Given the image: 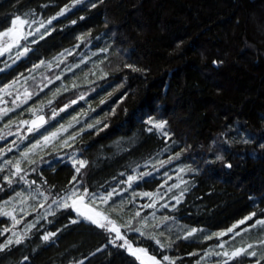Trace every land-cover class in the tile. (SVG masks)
Listing matches in <instances>:
<instances>
[{
	"label": "trees",
	"instance_id": "trees-1",
	"mask_svg": "<svg viewBox=\"0 0 264 264\" xmlns=\"http://www.w3.org/2000/svg\"><path fill=\"white\" fill-rule=\"evenodd\" d=\"M17 16L24 38L0 57V99L24 97L0 112V244L22 242L0 264H140L124 240L160 264H224L252 244L228 264H264L249 227L264 219V0H0V32ZM85 192L124 240L60 204Z\"/></svg>",
	"mask_w": 264,
	"mask_h": 264
},
{
	"label": "snow or ice",
	"instance_id": "snow-or-ice-1",
	"mask_svg": "<svg viewBox=\"0 0 264 264\" xmlns=\"http://www.w3.org/2000/svg\"><path fill=\"white\" fill-rule=\"evenodd\" d=\"M74 2H79V0H74ZM94 6V5H93ZM65 10H62L60 13H58V15H63ZM56 17H53L52 19H55ZM17 23L19 24H26L28 23V21L26 20H22L20 17H16L15 19H13L11 21V24L13 25V27H10L7 29V31H3L0 32V36H9L12 34V32L14 31V26L17 25ZM48 23H51V20L48 21ZM81 39H83V37H81ZM25 51H27V49H25ZM214 63H216L214 61ZM128 67H132L131 65H128ZM133 70H137L135 68H133ZM41 119H43L41 117ZM27 123V122H25ZM146 123L148 125H150V128L148 129V131H152V129H157V130H163L165 128L166 122L161 121V122H157L153 119H148L146 121ZM31 130V129H30ZM164 135H167V133H163ZM55 135V134H53ZM45 139L47 140L48 137H45ZM33 147H35V145H33ZM25 156L27 155L26 153L24 154ZM217 159H221L220 157H217ZM6 164H11L12 161H6ZM164 162L162 161L161 164H163ZM87 166V161L82 160V159H77L75 156H73V167L76 169V173L79 174L81 169L85 168ZM227 167H231L230 164L226 165ZM15 169H16V173L18 174L20 173L22 170L20 168V164L19 161L16 162V164L14 165ZM4 171L3 168H0V172ZM181 171H183V169H181ZM121 175H123V173H121ZM145 175H150V173H142L140 178H142ZM4 179L11 184L12 180L9 179L8 177H4ZM20 179H23V176L20 177ZM75 179V177L73 178ZM137 177L135 176H129L128 177V182H132L134 180H136ZM34 183V181H33ZM173 187H176V185H173ZM186 191V189L184 190ZM113 192H115V189H113ZM113 192H109L107 194V196H101L99 197L101 200L110 198L113 195ZM73 195H75V193H73ZM144 195L147 196H151V193H145ZM181 196L183 195V191L180 194ZM85 196H87V193L85 192L84 196L80 197L81 202H83ZM69 199H71V197H69ZM177 203H179V197H176ZM55 203V201H54ZM94 203V201H93ZM59 206V205H58ZM153 205L149 204V205H145V207H152ZM165 207H167V205H164ZM63 207L68 208V207H72L74 211H76L77 215L82 217L84 220L88 221L89 223L95 225L98 228L101 229H106L109 232H115L116 234V238L120 239V240H124V237L121 235L119 229L115 226L114 222L110 219H108L107 216H101V214L98 211H94L92 209H88V210H82L81 207H77L76 206V202L74 201L72 205H69L67 203V201L65 200L63 203ZM4 215H9L8 213H3ZM137 216H139V213H136ZM255 216V213H253L251 216L245 217L243 220L239 221L238 224H234L232 227L228 228L226 231L223 232H219L216 233L215 236L216 238H221L224 236H227L229 233H233V238L236 235H240L239 232H235L234 230L237 229L240 225H243L246 223V221L252 220L253 217ZM169 219L168 217H164V220ZM77 220H73L72 223H77ZM257 225H259L260 227L264 228V219H257L254 221V223L252 225H250L249 227H256ZM135 231H139V229H133ZM248 229L245 228L244 231H247ZM197 231V229H191L188 231L187 235L183 238L187 239L188 237L192 236L195 232ZM144 233L141 232V235H143ZM54 235V233H48L47 235L43 236V239L45 241H47L49 239L50 236ZM154 239V237H149ZM212 238V237H209ZM13 242H15L16 244H19L22 242V238L18 237L15 241H13L12 239H9L7 241V243L5 244H0V251H2L4 248L8 247L9 245H11ZM157 243H159V241H156ZM262 243H264V241H262ZM124 244L127 245V249L129 251V253L134 256L137 260L140 261V264H144V257H147V259L149 261L152 262V264H160L159 261L156 260V258L154 256H149L147 251L143 248H134L132 247L131 244H129L126 240H124ZM123 246V245H122ZM220 248H224V243H221L218 245ZM253 245L252 244H248L246 248H235L233 251H231V253H229L227 250H225L222 253H217V255H222L224 257H227V259L224 261V264H228V261L231 260L232 258L237 257L238 255L247 252L248 249L252 248ZM250 256H256L257 253L255 251H252L250 253H248ZM164 260H168L169 258L167 256L163 257ZM257 264H259V261H257Z\"/></svg>",
	"mask_w": 264,
	"mask_h": 264
},
{
	"label": "rangeland",
	"instance_id": "rangeland-1",
	"mask_svg": "<svg viewBox=\"0 0 264 264\" xmlns=\"http://www.w3.org/2000/svg\"><path fill=\"white\" fill-rule=\"evenodd\" d=\"M10 27H13V25L11 24ZM43 33H44V30L42 31V33L41 32L36 33L34 36H31L29 38V41H33L34 39L38 38ZM23 38H24V24H19V23H17V25L14 26V31L12 32L11 35L0 36V57L4 54H7V52L10 51L11 49H14L15 47H17L18 44L20 43V41L23 40ZM21 95H22L21 90H16L13 93L11 91L7 90V93H5L3 95V97L0 99V112L4 111V106L7 105L14 97H15V100H13V101H16V102H18V100L24 98ZM53 116L55 117V114H53ZM22 124H23V126H26L25 122H23ZM17 135L18 136L20 135L19 132H17ZM81 196L82 195H77V194L71 195V196H69V197H71V199H69V197H68L66 199V201L69 205H72L73 202L75 201L76 206L81 207L82 210L86 211L88 209H92V210L96 211L95 208L85 200V198H84L83 202H81V200H80ZM22 202H23L22 198L18 199L14 207L19 208V206L22 204ZM63 203L64 202H62L60 204L63 206ZM70 208H72V207H70Z\"/></svg>",
	"mask_w": 264,
	"mask_h": 264
},
{
	"label": "water",
	"instance_id": "water-1",
	"mask_svg": "<svg viewBox=\"0 0 264 264\" xmlns=\"http://www.w3.org/2000/svg\"><path fill=\"white\" fill-rule=\"evenodd\" d=\"M41 117L43 119H41ZM47 122V117L45 114H38L35 117L28 120L26 123V128L28 131L33 132L34 130H37L41 127H43ZM31 129V130H30ZM149 256H153L148 253ZM144 264H152L151 261L147 259V257H144Z\"/></svg>",
	"mask_w": 264,
	"mask_h": 264
}]
</instances>
